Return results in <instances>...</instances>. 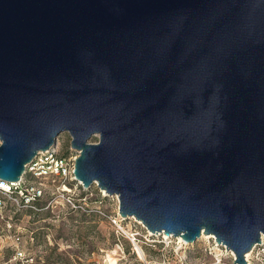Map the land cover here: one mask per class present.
Here are the masks:
<instances>
[{"label": "water", "instance_id": "obj_1", "mask_svg": "<svg viewBox=\"0 0 264 264\" xmlns=\"http://www.w3.org/2000/svg\"><path fill=\"white\" fill-rule=\"evenodd\" d=\"M63 131L121 217L245 264L264 237V0H0V179Z\"/></svg>", "mask_w": 264, "mask_h": 264}, {"label": "rangeland", "instance_id": "obj_2", "mask_svg": "<svg viewBox=\"0 0 264 264\" xmlns=\"http://www.w3.org/2000/svg\"><path fill=\"white\" fill-rule=\"evenodd\" d=\"M96 138L92 135L91 141ZM69 143L68 133L61 132L62 150ZM85 190L74 193V199L81 211L94 208V217L74 215L69 211L74 206L58 199L45 213L17 208L3 196L0 264H233L232 252L207 233L186 242L177 235L148 230L133 215L112 223L109 216L117 213L116 196L95 183ZM249 264H264V257L259 260L252 251Z\"/></svg>", "mask_w": 264, "mask_h": 264}, {"label": "built area", "instance_id": "obj_3", "mask_svg": "<svg viewBox=\"0 0 264 264\" xmlns=\"http://www.w3.org/2000/svg\"><path fill=\"white\" fill-rule=\"evenodd\" d=\"M59 137L60 134L53 145L37 152L18 180L0 179V205L4 200L3 196L12 199L17 206H30L32 209L39 208L34 202L37 197L46 198L44 207H50L54 199L68 205H77L74 193L79 194L86 191L74 174V163L78 153L70 143L65 150H62ZM36 180L39 181L36 182ZM109 218L114 224L120 223L122 219L118 213ZM252 251L257 259L261 260L264 257V237L262 235L249 253ZM245 260L246 264H249V255Z\"/></svg>", "mask_w": 264, "mask_h": 264}, {"label": "trees", "instance_id": "obj_4", "mask_svg": "<svg viewBox=\"0 0 264 264\" xmlns=\"http://www.w3.org/2000/svg\"><path fill=\"white\" fill-rule=\"evenodd\" d=\"M17 195V194H16ZM46 198L45 197H37L36 200L34 201L37 206L39 207L38 209H32L30 206H17L14 201L12 199H10V201L17 207V208H25V209H29V210H33L34 212L36 211H40V212H45L47 213L48 210H49V206L48 207H44L45 205V200ZM77 205L74 206V207H71L70 208V213L74 214V215H78V214H81L83 216H89V217H94L97 215V211L92 208L91 206H86L85 210L84 211H81V208L78 204V202L76 203ZM45 208V209H44Z\"/></svg>", "mask_w": 264, "mask_h": 264}, {"label": "bare ground", "instance_id": "obj_5", "mask_svg": "<svg viewBox=\"0 0 264 264\" xmlns=\"http://www.w3.org/2000/svg\"><path fill=\"white\" fill-rule=\"evenodd\" d=\"M163 232V231H162ZM164 233V232H163ZM165 234V233H164ZM166 235V234H165ZM201 235H203V233L201 232ZM210 235V234H209ZM179 236V235H177ZM211 236V235H210ZM245 255V258H248V255H249V251H246V253L244 254ZM112 261V259H110ZM248 264V263H247Z\"/></svg>", "mask_w": 264, "mask_h": 264}]
</instances>
